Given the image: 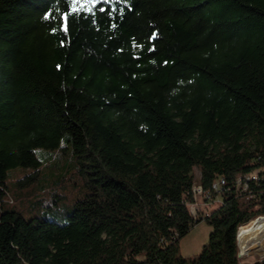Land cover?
<instances>
[{"label":"trees","instance_id":"16d2710c","mask_svg":"<svg viewBox=\"0 0 264 264\" xmlns=\"http://www.w3.org/2000/svg\"><path fill=\"white\" fill-rule=\"evenodd\" d=\"M73 7L0 0V264H242L237 231L264 214V0ZM62 143L86 190L62 222L26 218L7 170L31 182ZM194 167L198 191L224 179L196 216Z\"/></svg>","mask_w":264,"mask_h":264},{"label":"rangeland","instance_id":"374dc122","mask_svg":"<svg viewBox=\"0 0 264 264\" xmlns=\"http://www.w3.org/2000/svg\"><path fill=\"white\" fill-rule=\"evenodd\" d=\"M36 155L41 160L42 174L31 182H26V178H24L25 182L20 185L18 178L24 175L28 168L23 166L8 168L5 200L10 199V196L14 197V203L9 206L17 208L26 218L37 215L62 222L70 211L71 203L86 190L77 174L72 173L74 169L73 154L69 145L62 143V147L58 148H37ZM58 172L67 177L63 178L62 184L56 187L54 175L56 176ZM193 174L195 188L199 183V170L196 167L193 168ZM54 191L63 192L65 195L57 198ZM216 201L217 198L212 204L215 205ZM210 228L205 220L196 222L179 240L181 253L184 255L197 253L207 240ZM260 246L258 245L255 251L252 249V253L248 256L240 258L241 263L245 264L263 258L264 246L262 249Z\"/></svg>","mask_w":264,"mask_h":264},{"label":"built area","instance_id":"2783aa9c","mask_svg":"<svg viewBox=\"0 0 264 264\" xmlns=\"http://www.w3.org/2000/svg\"><path fill=\"white\" fill-rule=\"evenodd\" d=\"M254 177L255 175H251ZM249 178V175L247 174L245 178H238V181H243V184H246V181ZM224 183V179L220 177L219 179H216L212 182V184L208 187H205V191H198V184H196V190H192L193 193V199L188 204V209L190 211V214L193 216H196L199 209L206 210L207 207H209L213 201L216 200L218 197V190L220 189L221 184ZM264 219V214L256 216L254 219H252L250 222H258ZM237 243L239 246V252L238 255L241 257H244L245 255H249L252 253V248H248L243 250L240 243H239V234L237 231Z\"/></svg>","mask_w":264,"mask_h":264},{"label":"bare ground","instance_id":"6f19581e","mask_svg":"<svg viewBox=\"0 0 264 264\" xmlns=\"http://www.w3.org/2000/svg\"><path fill=\"white\" fill-rule=\"evenodd\" d=\"M259 222L260 221L256 223L251 222L250 224L239 228V243L243 250L252 248L255 251V249L258 248V245H261V249L262 246H264V221L262 222L261 220V223Z\"/></svg>","mask_w":264,"mask_h":264},{"label":"snow or ice","instance_id":"6c2138e0","mask_svg":"<svg viewBox=\"0 0 264 264\" xmlns=\"http://www.w3.org/2000/svg\"><path fill=\"white\" fill-rule=\"evenodd\" d=\"M96 2L97 0H83V3L82 0H72V3L74 5L73 11H78V9L75 8L76 4H81V6H83L84 4H88V3L95 4ZM88 10L91 11V8H89ZM101 11H103V9H101ZM153 35L155 36V33Z\"/></svg>","mask_w":264,"mask_h":264}]
</instances>
